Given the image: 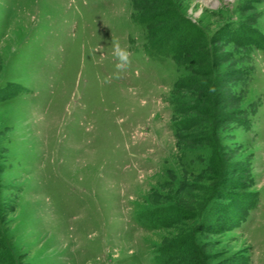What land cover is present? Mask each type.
Instances as JSON below:
<instances>
[{"label": "rangeland", "instance_id": "rangeland-1", "mask_svg": "<svg viewBox=\"0 0 264 264\" xmlns=\"http://www.w3.org/2000/svg\"><path fill=\"white\" fill-rule=\"evenodd\" d=\"M0 264H264V0H0Z\"/></svg>", "mask_w": 264, "mask_h": 264}, {"label": "clouds", "instance_id": "clouds-1", "mask_svg": "<svg viewBox=\"0 0 264 264\" xmlns=\"http://www.w3.org/2000/svg\"><path fill=\"white\" fill-rule=\"evenodd\" d=\"M113 56L119 61L116 64V68L118 69H123L130 63L129 51L122 47L119 42H116L113 45Z\"/></svg>", "mask_w": 264, "mask_h": 264}, {"label": "trees", "instance_id": "trees-1", "mask_svg": "<svg viewBox=\"0 0 264 264\" xmlns=\"http://www.w3.org/2000/svg\"><path fill=\"white\" fill-rule=\"evenodd\" d=\"M176 48H177V45L175 44ZM180 49V48H179Z\"/></svg>", "mask_w": 264, "mask_h": 264}]
</instances>
